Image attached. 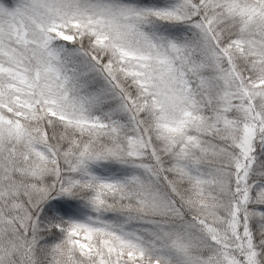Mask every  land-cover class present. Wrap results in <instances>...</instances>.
<instances>
[{
	"label": "snow or ice",
	"instance_id": "obj_1",
	"mask_svg": "<svg viewBox=\"0 0 264 264\" xmlns=\"http://www.w3.org/2000/svg\"><path fill=\"white\" fill-rule=\"evenodd\" d=\"M0 264H264V0H0Z\"/></svg>",
	"mask_w": 264,
	"mask_h": 264
}]
</instances>
